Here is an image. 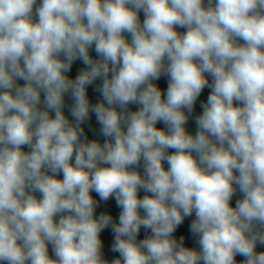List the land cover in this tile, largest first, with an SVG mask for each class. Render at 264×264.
Segmentation results:
<instances>
[{
	"label": "clouds",
	"instance_id": "9594fccd",
	"mask_svg": "<svg viewBox=\"0 0 264 264\" xmlns=\"http://www.w3.org/2000/svg\"><path fill=\"white\" fill-rule=\"evenodd\" d=\"M77 60L85 67L72 79ZM90 113L102 144L85 135ZM93 192L114 197L118 222L96 214ZM193 213L199 251L174 235ZM108 228L119 253L110 262ZM141 228L150 235L138 240ZM257 244L264 0H0V264H264Z\"/></svg>",
	"mask_w": 264,
	"mask_h": 264
},
{
	"label": "rangeland",
	"instance_id": "374dc122",
	"mask_svg": "<svg viewBox=\"0 0 264 264\" xmlns=\"http://www.w3.org/2000/svg\"><path fill=\"white\" fill-rule=\"evenodd\" d=\"M39 2H40V0H37V3H39ZM205 4H207V0H205ZM139 18H140L141 22H143V19L145 17H144V13L142 11L139 13ZM177 31L180 32V33H184L186 31V29L177 28ZM125 37H126V39H128L130 41V37L127 36V34H125ZM93 50H94V47H93V49H90V55L93 58H98L96 56V54H95V57L93 56ZM84 67H85V65H83L82 61L77 60V61L74 62L71 71L69 73H67V75L70 78L74 79L76 77V75L78 74L79 70H81ZM207 78H208L209 82L211 83V79L212 78L210 76H208ZM162 82H167V78L166 77H161L160 80L154 81V83H156L157 85L162 83ZM17 83L20 84V85H23L24 81L18 80ZM101 84H102V81L100 79H97L92 85L87 86V94H88V98L90 100V103L95 104V103L100 102L102 100V96L100 95V93L98 91H96V89ZM210 91H211V89H209L207 87L204 90H202V93H201L200 97L198 98V100H197V102H196V104L194 106V114H201L202 113V108L200 107V105H201V103H204V102L207 101V97L210 94ZM41 99L43 100V93L41 94ZM64 100H65V107H64L63 111H64L65 115L68 116V118L71 120V116L69 114L68 109H69V107L71 106V104L74 101L72 100L70 94H66L65 97H64ZM129 107H130V110L135 111V110L138 109L139 106L138 105H130ZM51 115H54V113H51ZM187 124L185 125L186 130L189 133L195 135V133L197 131L196 125L194 124V125L187 126ZM82 127L84 128L85 135L88 137L89 140H97L101 144L104 142L105 138L100 134V125L97 123L96 117H95V115L93 113H90L89 120L87 122H85L82 125ZM164 127L165 126L161 123L159 128H164ZM24 150L25 151H29V149H27V147H25ZM171 151H173V150L170 149L169 153ZM142 175H143V166H142ZM58 178L62 179V173L58 174ZM36 195L39 197V193H37ZM92 195L97 200L99 206L104 202V201L100 200L99 196L95 192H93ZM237 199H242V194L238 190H237L236 194L233 196L232 201H231V204H232L233 207L235 206V201ZM99 206H98V208H99ZM193 219H195V214L194 213H193L192 216L185 218L183 224L178 227L177 231L189 227L190 224H191V221ZM142 230H144V229L141 228V231ZM148 235H150V234H148ZM182 236L185 237L184 243H185L186 247L194 248L197 251H199V244L197 243V239H198L197 237H194L191 233L190 234H185V235H182ZM177 239H179V237ZM113 240H114V236L111 237L102 247L103 258L108 260L109 262L112 261L113 259H116V258L119 257V255L116 256V257H113V254L115 253V252H113L111 250ZM256 251L257 252H264V245H260L256 249ZM235 259H236L237 264H242V261L245 258L244 259H239L236 256Z\"/></svg>",
	"mask_w": 264,
	"mask_h": 264
},
{
	"label": "trees",
	"instance_id": "16d2710c",
	"mask_svg": "<svg viewBox=\"0 0 264 264\" xmlns=\"http://www.w3.org/2000/svg\"><path fill=\"white\" fill-rule=\"evenodd\" d=\"M241 43H242V41H241ZM206 75H207V74H206ZM159 87H160L163 91L166 92V89H167V83H162L161 85H159ZM156 126H157V128H159L160 123L158 122ZM173 151H174V150H173ZM171 152H172V151H171ZM171 152H170L169 154H171ZM164 166H165V168L168 167V165H167L166 162H165V165H164ZM136 170L139 171V172L141 173V175H142V163H141V166H140L138 169H136ZM146 194H147V193H145L143 190H141V191L138 193V195H139L140 197H143V196L146 195ZM149 195H150V194H149ZM120 211H121V209L118 208V207L116 206V201H115V199H114V197H113V198H109L108 201H104V202L99 206V208L96 210V214L99 215L101 212H105V213L111 214V215L113 216V218H114V221H115V222H118V217H119V213H120ZM189 227H190V226H189ZM189 227L184 228V229L179 230V231H177L176 233H174L175 237L178 238V237H180V236H182V235L190 234L191 232L189 231ZM111 237H113V234H112V232H111V229H110V228L105 229V230L101 233V239H102L103 245H104V244H105V243H106ZM259 246H260V244H257V248H258ZM48 248H49V255H50V256H53V258H55L54 255H53V252H52V246L49 245ZM257 248H256V249H257ZM118 255H119V253L115 252V253L113 254V257H116V256H118ZM237 257H238L239 259H244V257H242V256H240V255H237Z\"/></svg>",
	"mask_w": 264,
	"mask_h": 264
},
{
	"label": "flooded vegetation",
	"instance_id": "af4514ba",
	"mask_svg": "<svg viewBox=\"0 0 264 264\" xmlns=\"http://www.w3.org/2000/svg\"><path fill=\"white\" fill-rule=\"evenodd\" d=\"M95 54H96V53H95V51L93 50V56H94V57H95ZM162 83H167V82H162ZM162 83L158 84V86L161 85ZM195 115H199V114H194V116H195ZM160 124H161V123H160ZM194 124H195V123L193 122V119L190 118V119H189V122H188V124H187V126L194 125ZM159 127H160V126H159ZM143 232H145V230H142V231L139 233V235L142 234ZM148 234H150V233H148ZM148 234H147V235H148ZM139 235H138V236H139ZM147 235H145V236H143V237H139V238L137 237V238H138V240H140V239L145 238Z\"/></svg>",
	"mask_w": 264,
	"mask_h": 264
},
{
	"label": "water",
	"instance_id": "95a60500",
	"mask_svg": "<svg viewBox=\"0 0 264 264\" xmlns=\"http://www.w3.org/2000/svg\"><path fill=\"white\" fill-rule=\"evenodd\" d=\"M148 233H150V232H149V231H145V232H143L142 234H140V235L138 236V238H139V237H143V236L147 235ZM138 238H137V239H138Z\"/></svg>",
	"mask_w": 264,
	"mask_h": 264
}]
</instances>
